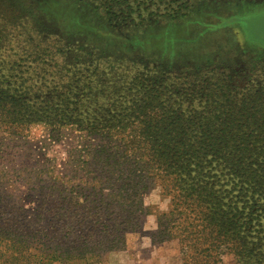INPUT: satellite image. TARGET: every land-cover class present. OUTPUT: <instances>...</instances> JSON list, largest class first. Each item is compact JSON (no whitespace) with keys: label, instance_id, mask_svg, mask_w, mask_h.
Instances as JSON below:
<instances>
[{"label":"rangeland","instance_id":"374dc122","mask_svg":"<svg viewBox=\"0 0 264 264\" xmlns=\"http://www.w3.org/2000/svg\"><path fill=\"white\" fill-rule=\"evenodd\" d=\"M156 7L158 14L182 10L176 18L163 14L120 28L93 0H0V87L20 95L22 87L25 104L58 103L55 111L44 108L45 122L1 133L0 216L6 228L0 239L6 246L20 236L28 249L46 250V238L64 249L70 224L74 243L87 236L81 255L89 264V227L101 229L91 223L103 208L98 201L113 198L111 185L98 179L107 168L96 165L122 137L158 134L153 121L162 119H172V133L185 126L187 135L200 136L207 133L205 121L244 117L238 113L243 93L258 91L264 100V0H159ZM132 100L151 101L153 108H142L128 128L104 129ZM252 116L264 119V113ZM68 120H79L83 129ZM211 165L212 173H222L219 162ZM147 182L135 198L141 210L122 222V247L99 254L94 264H184L176 241L156 236V216L169 210L170 196L159 182ZM90 201H96L91 211ZM256 236L247 238L250 247ZM66 251L77 257L79 250L71 245ZM221 264L238 263L221 254Z\"/></svg>","mask_w":264,"mask_h":264},{"label":"trees","instance_id":"16d2710c","mask_svg":"<svg viewBox=\"0 0 264 264\" xmlns=\"http://www.w3.org/2000/svg\"><path fill=\"white\" fill-rule=\"evenodd\" d=\"M93 1L102 8L106 21L120 28L142 24L163 14L176 18L182 10L169 7L162 14L155 13L152 8H157L159 0ZM3 78L4 75H0L1 87ZM17 88L22 95L1 88L0 139L15 134L11 131H25L33 123L45 122L42 119L44 108L50 112L56 110L58 103L50 107L48 103L25 104V91ZM145 91L149 95L152 92ZM262 96L258 91L243 93L240 97L247 99L239 105L238 113L245 116L218 120L215 125L205 121L201 126H205L207 133L200 136L187 135L183 131L185 126L175 127L172 133V119H162L153 121V126L161 129L158 134L122 137L111 155L104 159L105 163L96 165L107 168L98 179L106 186L111 185L113 198L98 201L103 208L91 223L101 229L96 233L93 226L89 227V264L99 262V254L120 250L126 231L122 222L141 210L135 198L147 190L146 181L159 182L163 194L170 196L169 210L156 216V236L160 240H175L184 264H221V254L232 256L238 264H264V119L252 116L264 113L260 108L264 102ZM148 103L130 101L123 107L125 113L105 123L103 128L107 131L128 128L126 125H133L135 115L142 108H153L151 101ZM66 122L83 129L79 120ZM250 126L256 131H251ZM227 129L233 132H224ZM106 138L112 140L113 136ZM258 160L263 166L256 164ZM214 162L223 167L220 175L211 171ZM253 163L258 168L253 169ZM148 166L151 171L146 170ZM138 167L141 169L135 173ZM95 202H89V211L92 210L90 204ZM115 211L118 213L112 215ZM103 217L105 223L99 222ZM3 220L0 216V237L6 228ZM75 231L70 224L65 229L64 249L54 246L55 238H46V250L42 247L28 249L20 236L7 246L0 239V264H73L72 260L87 264L81 255V248L87 246V236L83 235L82 241L74 243L71 234ZM253 232L257 236L250 247L247 238ZM71 245L79 250L75 252L77 257L66 251Z\"/></svg>","mask_w":264,"mask_h":264}]
</instances>
